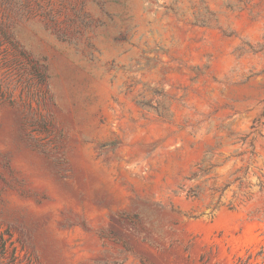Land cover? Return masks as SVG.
Here are the masks:
<instances>
[{
    "label": "rangeland",
    "instance_id": "1",
    "mask_svg": "<svg viewBox=\"0 0 264 264\" xmlns=\"http://www.w3.org/2000/svg\"><path fill=\"white\" fill-rule=\"evenodd\" d=\"M0 264H264V0H0Z\"/></svg>",
    "mask_w": 264,
    "mask_h": 264
},
{
    "label": "trees",
    "instance_id": "2",
    "mask_svg": "<svg viewBox=\"0 0 264 264\" xmlns=\"http://www.w3.org/2000/svg\"><path fill=\"white\" fill-rule=\"evenodd\" d=\"M159 96H161V98H164L163 95H159ZM136 105L141 107V108L153 109V110H155L157 112L158 116H160L162 118H166L167 119L169 117V115H168V113H167V111H166L164 106L160 107L161 111H158V108H157L158 107V103L157 102H156V105H157L156 107H153L152 105H149V103H146L145 101H137ZM190 192H191L193 197H196V193L194 191L191 190ZM5 245H6V241L2 240V246H1L2 250L5 249Z\"/></svg>",
    "mask_w": 264,
    "mask_h": 264
}]
</instances>
